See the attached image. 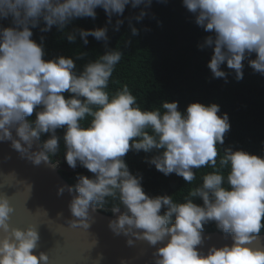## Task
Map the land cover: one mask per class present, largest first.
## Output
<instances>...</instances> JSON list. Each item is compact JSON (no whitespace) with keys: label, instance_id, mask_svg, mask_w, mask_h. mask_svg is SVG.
<instances>
[{"label":"clouds","instance_id":"obj_1","mask_svg":"<svg viewBox=\"0 0 264 264\" xmlns=\"http://www.w3.org/2000/svg\"><path fill=\"white\" fill-rule=\"evenodd\" d=\"M151 3L0 0V20L12 21L10 26H0V142L10 141L22 158L39 166L58 153V129L64 130L68 166L75 169L79 164L93 174L78 175L76 184L67 187L75 193L69 203L73 227L88 229L92 214L111 198L118 201L111 208L115 218L108 224L115 235L127 237L130 247L138 240L151 246L163 244L154 253V264H264V247L254 246L264 229V155L223 147L231 122L228 113L219 114V104L197 101L182 111L179 101L164 100L160 107L147 109L127 84L110 92L123 52L107 47V26L67 32L70 42L77 35L84 45L89 36L105 42L106 51L82 68L76 61L86 53L46 59L44 37L40 42L33 39V28L41 21L42 32L53 26L63 32L76 18H95L98 7L111 23L129 4L132 8L143 4L145 9L135 17L140 21ZM183 5L195 15L197 25L211 33L200 48L213 49L208 67L214 78L227 80L228 73L221 67L226 63L237 80L243 79V62L253 53L256 58L249 59V65L264 74V0H183ZM123 22L118 18L115 30ZM129 26L132 36L138 35L131 20ZM125 43L130 45L131 40ZM34 113V119H27ZM45 134L48 138L41 148L34 149ZM129 151L152 153L147 163L165 176L175 173L188 184L197 179L196 170H212L182 202H176L172 195L145 192L142 174H134L126 162ZM65 190L61 186L58 195ZM14 211L11 197L0 192V264H49L48 252L35 251L38 227L13 226ZM209 222L230 234L232 244L212 246L203 254L198 246Z\"/></svg>","mask_w":264,"mask_h":264},{"label":"trees","instance_id":"obj_2","mask_svg":"<svg viewBox=\"0 0 264 264\" xmlns=\"http://www.w3.org/2000/svg\"><path fill=\"white\" fill-rule=\"evenodd\" d=\"M144 9L143 4L136 8L129 4L121 17L113 16L112 22L108 23L104 9L98 7L95 18H76L63 32L56 26L42 32L44 22L41 21L39 26L33 28V39L40 42V38L44 37L46 59L59 55L75 57L78 53H86L76 61L78 68H82L87 61L96 59L106 51L105 42L89 36V43L84 45L79 35L75 42H70L67 40V32L76 28L107 26V47L123 52L109 83L110 92L127 84L141 107L147 109L160 107L164 100L179 101L182 111L192 102L217 103L221 109L219 114L228 113L231 122V130L225 135L223 147L232 146L234 149L264 155V74L254 71L249 65V59H255L256 54L253 53L243 62V79L237 80L234 70L229 69L226 63L221 67L228 73L227 80L214 78L208 67L213 49L200 48L211 33L197 25L195 15L186 9L183 0H152L144 18L137 21L135 17ZM118 18L124 22L117 31L115 24ZM130 20L138 29L136 36L131 34ZM11 23V18L0 20L2 27L10 26ZM129 39L131 44L126 45ZM34 116L35 113L28 119H34ZM90 119L84 123L87 124ZM63 131L58 129L61 136L60 150L50 158L59 162L62 175L74 186L78 175L93 174L79 164L75 169L68 166L64 158L66 149L62 139ZM47 138L48 134L42 136L41 143ZM220 151L222 155L223 148ZM151 155L143 151H129L125 159L134 174H142L146 193L152 196L172 195L176 202H182L189 190L201 183L203 175L212 170L211 167L196 170L197 179L188 184L175 173L165 176L157 171L154 165L146 162V157ZM224 174L227 175V169ZM196 202L202 203L201 200ZM114 203L118 201L109 198L102 211L114 215L111 211ZM210 231L224 233L215 222L205 225L204 232ZM263 233L264 229L260 234Z\"/></svg>","mask_w":264,"mask_h":264},{"label":"water","instance_id":"obj_3","mask_svg":"<svg viewBox=\"0 0 264 264\" xmlns=\"http://www.w3.org/2000/svg\"><path fill=\"white\" fill-rule=\"evenodd\" d=\"M41 145V139L37 140L34 149L39 150ZM61 186L66 190L58 195ZM70 186L73 185L62 175L58 161L50 158L48 163L35 166L22 158L10 141L0 142V192L11 197L15 209L10 223L38 227L40 241L35 251L48 252L49 264H154V253L163 244L151 246L138 240L128 246L127 237L115 235L108 227L115 216L102 208L92 214L88 229L69 225L73 219L69 203L75 194L67 191ZM203 235L204 242L198 246L203 254L212 246L232 244L230 234L210 231ZM259 237L254 246L264 247V233Z\"/></svg>","mask_w":264,"mask_h":264}]
</instances>
